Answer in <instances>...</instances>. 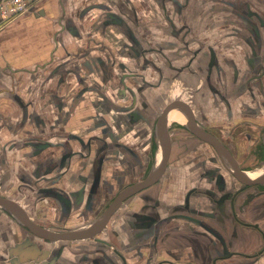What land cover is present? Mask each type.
Returning <instances> with one entry per match:
<instances>
[{
	"label": "crops",
	"instance_id": "crops-1",
	"mask_svg": "<svg viewBox=\"0 0 264 264\" xmlns=\"http://www.w3.org/2000/svg\"><path fill=\"white\" fill-rule=\"evenodd\" d=\"M84 1H89L86 5L94 10L114 6L115 11H106L104 24L100 14L87 15L86 8L77 15L75 8ZM200 1L34 0L30 11L13 21L3 23L0 18V175H3L0 200L11 202L24 217L51 234L79 232L89 226L53 232L41 225L37 217L41 218L44 213L48 219H56V224L60 219L68 221L71 212L86 211L83 210L86 199L109 197L125 184L142 181L141 176L147 171L153 173L149 170L150 153L155 152L150 143V122L142 121L148 115L117 111L120 124L106 121L105 125L94 116L98 102L96 93L99 92L96 87L101 82L99 71L117 52L116 46H112L117 36L140 35H135L121 7L175 4L179 16L189 14L191 22L203 15L198 9ZM254 1V5L260 6L261 0ZM209 5L204 14H217L219 8L224 10L223 3ZM226 9L225 13L221 12L222 16L229 15V8ZM87 21L93 22L88 28L90 32L86 29ZM210 51L214 53L213 49ZM87 74L92 76L88 78ZM256 79L261 80L260 76ZM85 86L93 90L86 94L82 89ZM243 98V109L239 108L236 115L230 111L223 114L222 127L244 149L251 150L247 145L251 142L250 130L254 136L260 126H252L250 121L257 118L259 122L254 121L255 125L261 124L263 114L259 103L251 106L247 104L251 102L250 97L244 95ZM68 100H74L73 104ZM252 109L254 112L249 111ZM177 117L168 120L179 121ZM155 134L158 148L156 124ZM173 160L177 167V158ZM70 162L73 166L70 172L77 180L69 177L74 181L73 187L66 189L62 196L45 191L51 205L42 213L37 207L28 206L27 201L21 206L18 195L22 194H6L4 174L7 167L17 172L15 168L26 166L36 182L44 178L52 190L53 182L59 183V187L66 186L67 182L66 174L55 178L54 164L61 166ZM213 162L217 166L208 171L217 189L199 184L197 157L193 162L191 157L186 158L164 184L158 185L161 176L147 189L123 201L103 224L110 229L105 237L104 230L100 231L102 225L92 237L45 240L33 235L9 207L0 203V264H11L16 256H10L9 251L25 240L48 251L43 261L46 264H264V185L240 183L243 189H235L227 197L230 166L225 161L224 173L217 160ZM238 163L243 174L250 172L242 170ZM41 166L50 171L43 177ZM263 172L252 171L250 178ZM108 178L113 188L108 187L109 193L102 195L99 193L101 185ZM187 180L196 188H206L205 194H191L187 198L184 194ZM219 190L221 196L217 195ZM68 223L61 221L59 226L69 227Z\"/></svg>",
	"mask_w": 264,
	"mask_h": 264
},
{
	"label": "rangeland",
	"instance_id": "rangeland-1",
	"mask_svg": "<svg viewBox=\"0 0 264 264\" xmlns=\"http://www.w3.org/2000/svg\"><path fill=\"white\" fill-rule=\"evenodd\" d=\"M254 2V0H222V2L221 0H202L199 2L201 5L198 9L203 15L194 18L195 21L191 22L188 21L189 14L179 16L180 11L177 10L175 4L121 7L129 18L130 26L135 29V35H140L129 38L117 36V39L112 41V46H116L117 52L113 53L107 65H102L99 71L100 76L98 77L101 82L96 87L99 90L96 93L98 102L93 113L100 119L102 125H105L106 121L109 124L116 122L120 124V114H116L117 111H128L127 115L131 113L148 115L142 121L150 122V143L157 155L156 158L155 152L150 153L149 170L152 172L158 168L160 162L155 134L156 121L164 111L177 106L185 109L195 123L224 144L237 163L242 161L238 163L242 170L260 173L264 170V0L260 1V6L254 5ZM87 3L90 2L84 1L85 6L81 4L75 8L77 15L81 13L82 8H86L87 15L100 14L104 22L106 11H111V9L115 11L114 6H104L102 11L94 10L86 5ZM213 3L218 6L223 3L224 10L219 8L220 11L217 14L220 15L211 12L204 14L207 7H210L209 4ZM227 4L229 6H226ZM225 7L229 8V15L222 16L221 12L225 13L227 10ZM90 19L93 20V17ZM92 23L87 21V32H90L91 29L88 30V28ZM211 49L214 52L212 54ZM85 76L90 78L92 75ZM258 76L261 80L256 79ZM82 89L88 94L93 87L85 86ZM253 94L256 97H253ZM244 95L250 97L251 102L247 104L252 106L254 103L256 105L259 103L263 114L261 124L256 123L255 125L254 121L259 122L257 118H252L250 121L252 126H260L254 136L253 131L250 130L248 138L251 142L247 145L252 148L251 150L244 149L236 139L228 136L222 127L224 113L228 114L230 111L236 115L239 108L243 109ZM258 97L261 100H258ZM68 101L70 105L74 102V100ZM70 109L69 112H71ZM249 111L254 112L253 109ZM165 129L169 155L158 185L164 184L167 178H171L174 170L184 159L191 157L193 162V159L197 157L199 184L204 187L205 185L213 186L217 189V185L210 181L211 172L208 168L217 166H214L213 162L217 160L220 170L222 169L225 173L226 160L219 158L208 143L191 134L183 125L181 118L179 121L169 122L168 120ZM175 158H177V167L173 160ZM71 163L61 166L54 164L55 178L66 174L67 182L66 186L62 187L57 186L59 183L53 182L52 190L44 178V181L36 182L26 166L15 168L17 172H11L7 167L4 174L6 194H22V196L18 195L21 206H24L27 201L28 206L37 207L38 212L42 213L46 206L51 205L46 199L45 191L62 196L66 194V189H72L76 176L70 172L73 169ZM95 167L97 168L96 165ZM47 172H50L49 169L41 166V176H45ZM149 174L147 171L141 177L146 178ZM69 177L74 181H70ZM0 178H3V175H0ZM109 178L101 185L102 190L99 193L102 195L110 191ZM23 179L25 180L21 181ZM229 182L230 192L227 193V197L230 196L231 191L243 189V185L231 175ZM179 184L177 183V186ZM111 185L112 189L113 183ZM129 185L125 184V187L123 186L119 191ZM192 185L193 182L189 180L184 183V194L187 198L197 193V196L205 194L206 188H196ZM89 186L93 188L94 184L89 183ZM96 188H99V184ZM190 190L194 192L190 193ZM119 191L105 198L101 196L91 200L86 199L83 209L86 211L84 213L71 212L68 217L69 227L59 226L61 221H68L60 219L57 220L59 224H56V219H48L44 213L41 214V218L37 217V219L40 220L41 225L51 228L53 232L86 228L100 217ZM217 195H222L220 190ZM68 202L69 199H67ZM107 227L105 224L100 228V231L104 230L103 235L109 234L110 229ZM41 244L44 247L45 244ZM109 252L114 255L110 248Z\"/></svg>",
	"mask_w": 264,
	"mask_h": 264
},
{
	"label": "water",
	"instance_id": "water-1",
	"mask_svg": "<svg viewBox=\"0 0 264 264\" xmlns=\"http://www.w3.org/2000/svg\"><path fill=\"white\" fill-rule=\"evenodd\" d=\"M173 110H177L183 116V125L190 131L193 135L197 136L201 140L209 143L216 153L224 158L226 162L230 166L231 175L241 184L243 185H255L261 184L264 185V172L256 178L249 179L243 175V173L239 170L238 165L231 155V153L225 148L222 143L218 140L214 139L211 135L205 133L203 129L197 125L190 117L189 113L181 108V107H171L164 111L161 116L158 118L156 123V131L158 137L159 144V152H160V162L158 168L151 173L146 179L143 181L125 188L122 190L119 195L112 201V203L107 207V209L97 218L89 227L85 230L79 232H69L65 234L55 235L51 234L45 230H42L39 226L35 225L33 222L29 221L20 210L11 202L7 200H0V203L9 207L15 217L23 223L27 227V229L36 237L45 239V240H71V239H79L84 237H92L94 233L109 219V217L118 209L120 204L131 194L141 191L154 183H156L162 174L165 171L167 158H168V140L166 137V122L167 116ZM31 242L29 240H25L19 245L13 247L9 254L10 256H16L11 260V264H46L43 261L48 256V251L41 250L37 245H30Z\"/></svg>",
	"mask_w": 264,
	"mask_h": 264
},
{
	"label": "built area",
	"instance_id": "built-area-1",
	"mask_svg": "<svg viewBox=\"0 0 264 264\" xmlns=\"http://www.w3.org/2000/svg\"><path fill=\"white\" fill-rule=\"evenodd\" d=\"M34 0H0V18L3 23L28 13Z\"/></svg>",
	"mask_w": 264,
	"mask_h": 264
},
{
	"label": "flooded vegetation",
	"instance_id": "flooded-vegetation-1",
	"mask_svg": "<svg viewBox=\"0 0 264 264\" xmlns=\"http://www.w3.org/2000/svg\"><path fill=\"white\" fill-rule=\"evenodd\" d=\"M160 116H161V115H160ZM160 116H159V117H160ZM157 120H158V119H157ZM156 123H157V121H156ZM196 124H197V123H196ZM197 125H198V124H197ZM199 126H200V125H199ZM200 127L203 129V131H204L205 133H207V134H209V135H211V136L213 137V135L210 134L209 132H207L202 126H200ZM186 129H187V128H186ZM187 130H188V129H187ZM189 132H190V131H189ZM190 133H191V132H190ZM191 134H192V133H191ZM194 136H195V135H194ZM195 137H197V136H195ZM197 138H198V137H197ZM213 138H214V137H213ZM198 139H200V138H198ZM202 141H203V140H202ZM218 141H219V140H218ZM204 142H205V141H204ZM219 142H220V141H219ZM206 143H207V142H206ZM220 143H221V142H220ZM208 145H210V144L208 143ZM222 145L225 147L224 144H222ZM210 146H211V145H210ZM211 147H212V146H211ZM225 148H227V147H225ZM212 149L214 150L213 147H212ZM227 150H228V149H227ZM228 151H229V150H228ZM214 152L216 153L215 150H214ZM229 152H230V151H229ZM216 154H217V153H216ZM217 155H218V154H217ZM231 155H232V154H231ZM218 156H219V155H218ZM232 156H233V155H232ZM233 158H234V157H233ZM166 164H167V163H166ZM144 179H145V178H144ZM144 179H143V180H144ZM143 180H142V181H143ZM140 182H141V181H140ZM138 183H139V182H138ZM135 184H137V183L131 184V185L127 186L126 188H128V187H130V186H133V185H135ZM124 189H125V188H124ZM124 189H122V190H124ZM146 189H147V188H146ZM122 190H121V191H122ZM121 191H119V192L114 196V198L112 199V201H113V200L119 195V193H120ZM135 193H136V192H135ZM131 195H132V194H131ZM131 195H130V196H131ZM130 196H128V197H130ZM128 197H127V198H128ZM127 198H126V199H127ZM126 199H125V200H126ZM125 200H124V201H125ZM112 201L110 202V204L112 203ZM110 204H109V205H110ZM109 205H108V206H109ZM108 206H107V207H108ZM106 209H107V208H106ZM106 209H105V210H106ZM105 210H104V211H105ZM104 211H103V212H104ZM103 212H102V213H103ZM102 213H101V214H102ZM114 213H115V212H114Z\"/></svg>",
	"mask_w": 264,
	"mask_h": 264
},
{
	"label": "bare ground",
	"instance_id": "bare-ground-1",
	"mask_svg": "<svg viewBox=\"0 0 264 264\" xmlns=\"http://www.w3.org/2000/svg\"><path fill=\"white\" fill-rule=\"evenodd\" d=\"M175 115L179 116V117H177V119L180 120V118H181V121H182V123H183V116H182L179 112H177V110H173V111H171V112L169 113V115L167 116V120H168L169 118L175 116ZM252 174H253V173L246 172V173H244L243 175L246 176V177L249 178V179H253V178H250V177H252V176H251Z\"/></svg>",
	"mask_w": 264,
	"mask_h": 264
}]
</instances>
